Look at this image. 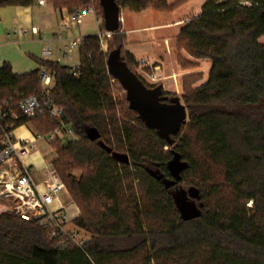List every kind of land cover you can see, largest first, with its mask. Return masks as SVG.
Returning <instances> with one entry per match:
<instances>
[{"label":"trees","instance_id":"16d2710c","mask_svg":"<svg viewBox=\"0 0 264 264\" xmlns=\"http://www.w3.org/2000/svg\"><path fill=\"white\" fill-rule=\"evenodd\" d=\"M36 1L0 0V7H29ZM44 1L69 15L86 13L90 5V0ZM114 2L119 14L173 10L159 0ZM260 39L264 0H206L200 14L180 28L176 41L210 68L204 84L183 88L187 118L169 142L129 110L125 93L114 97V85L124 89L108 73L109 55L118 50L130 71L136 64L124 52L120 26L105 40L113 47L107 52L97 35L82 39L77 76L72 68L40 60L39 68L54 76L51 98L77 139L50 144L55 149L51 166L79 211L75 230L88 239L82 249L60 248L34 223L1 214L0 264H264ZM37 71L16 75L8 64L0 67V104L18 117L3 124H13V130L30 124L36 134L47 136L58 127L56 120L42 109L33 119L18 111L23 97L38 94ZM162 98L169 103L178 97L163 93ZM1 138L0 130V149ZM174 160L183 166L176 176L169 167ZM182 183L197 192L198 214L189 219L181 217L172 195L184 189Z\"/></svg>","mask_w":264,"mask_h":264},{"label":"crops","instance_id":"0c3cea01","mask_svg":"<svg viewBox=\"0 0 264 264\" xmlns=\"http://www.w3.org/2000/svg\"><path fill=\"white\" fill-rule=\"evenodd\" d=\"M202 1L204 3L206 0ZM163 13L174 15V18L170 21H159L161 17L159 14ZM68 16L65 10H55L45 2L42 5L35 4L29 7H0V67L8 64L14 74L24 75L38 70L40 60L56 62L60 65H62L61 60L72 63L71 56L69 59L62 57L65 48L71 42L82 41L85 37L96 35V28L99 31L100 21L94 13L86 12L81 24L71 25L58 41L59 27L67 21ZM146 16L154 18V22L140 24ZM184 17L183 15L179 17L177 11L170 13L151 9L139 13L121 11L119 26L120 33L125 37L124 52L133 58V53H135L139 56V60L147 61L148 65L153 64L154 68H158L161 73L166 72L169 67L171 68L172 52L170 50L174 47L173 42L179 34V25ZM21 30H26V33L19 34L18 31ZM138 44H142V48L133 51L131 48L139 46ZM53 46H55L54 50ZM47 48L51 51V55L49 58H44L43 51ZM75 50L77 51L76 65L62 66L73 68L78 65V48ZM134 60L139 61L135 58ZM28 125L32 131L26 128ZM13 134L16 141H21L26 138L33 139L36 132L30 124H26L14 129ZM48 146L51 147V145ZM34 155L35 153L23 159L25 165L33 168L32 179L35 173L33 163L37 158ZM43 181V175L38 184L33 179L39 190L42 189ZM60 205L67 209L73 219L77 217L76 206L69 201L67 193L60 197Z\"/></svg>","mask_w":264,"mask_h":264},{"label":"built area","instance_id":"2783aa9c","mask_svg":"<svg viewBox=\"0 0 264 264\" xmlns=\"http://www.w3.org/2000/svg\"><path fill=\"white\" fill-rule=\"evenodd\" d=\"M43 0H37V5H42ZM88 12L93 13L90 9ZM85 12H76L68 16L57 33V40L66 33L71 25H80ZM19 34L26 30L18 31ZM112 33L98 31L97 37L100 45L111 37ZM81 40L71 42L62 53L64 59H69L72 50L79 48ZM51 51L47 48L43 51V57L49 58ZM140 64H145L140 61ZM76 67L71 74L77 76ZM157 69V68H154ZM150 81H155V74H146ZM39 83L38 94L23 97L18 104L19 114L27 119H33L42 109L50 119L56 120L58 127L47 136L36 134L33 139L16 141L13 134V124L4 125L7 118L17 120L13 111L0 104V130L2 133L0 149V215L8 214L27 222H32L38 228L46 231L48 235L57 241L60 248L75 246L82 249L87 239L79 236L77 231L68 230L73 226L74 219L68 214L67 209L61 207L60 197L66 194L65 187L55 174L51 164H47L43 170L44 181L42 189L35 185L32 179L33 168L23 163V159L36 153L38 142L44 141L50 145L54 141L68 143L76 140L71 128L62 121V109L51 98L54 87V76L47 69L39 68L37 71ZM57 206V207H56ZM74 206V205H73ZM75 208V207H74ZM76 209V208H75Z\"/></svg>","mask_w":264,"mask_h":264},{"label":"rangeland","instance_id":"374dc122","mask_svg":"<svg viewBox=\"0 0 264 264\" xmlns=\"http://www.w3.org/2000/svg\"><path fill=\"white\" fill-rule=\"evenodd\" d=\"M44 1V0H43ZM45 2V1H44ZM167 7H173V10L171 12L177 11V14L179 17L183 15V20L181 21V25H179V28L184 26L188 21H190L193 18H196L200 12L201 7L204 4L202 0H159L158 5H163ZM92 9L95 16L99 19V21L102 23L101 18V12L99 9L98 0H90V5L88 7V10ZM87 10V12H88ZM170 13V12H169ZM152 14V13H150ZM158 15L157 13H154ZM160 19L159 21H170L174 18V15L163 13L159 14ZM154 18L152 17H145L141 20L140 24H151L154 22ZM96 31L98 33V29L96 28ZM180 31V29H179ZM96 33V35H97ZM102 33V32H101ZM147 36L149 34H146ZM178 36V35H177ZM177 38V37H176ZM259 42L261 44H264V39H260ZM174 47H171L172 49L170 52H172L171 57V68L167 69L166 72H159V69H154L153 64H149L147 61H144L145 64H140V61L138 58L139 56L133 53L134 58L136 60V64L131 67V71L144 82V85L148 87H161L164 93L169 94V96H176L179 98L181 104H183L182 101V93L183 88L188 87L191 89H195L202 84H204L207 80L210 63L206 60H195L191 58L184 49V43L182 41L177 42L176 39L174 40ZM139 46H133L131 48L133 51L139 50L142 48V44H138ZM101 48L104 52H107L111 49H113L112 45L108 46L104 42L101 45ZM109 48V49H108ZM55 49V46H53V50ZM130 49V50H131ZM71 58H73V62L70 63L68 61L61 60L60 63L62 65H68L73 66L77 63V51L74 49L70 53ZM146 74H155V81H150ZM185 91V90H184ZM113 93L114 97L117 100V98H121L124 96V92L121 90L119 86L114 85L113 86ZM184 105V104H183ZM28 130H31V127L28 125L26 127ZM32 131V130H31ZM77 140V139H76ZM179 139H176L175 143L178 144ZM63 144V143H62ZM65 145V143H64ZM37 152L34 156H36V161L33 163L34 165V181L38 184L41 180V175H43L42 171L45 169L46 163H50L55 158V149L54 147H50L46 145V143L40 142L36 146ZM165 151L170 150L167 148H164ZM184 189H175L172 193L174 203L183 219H188L196 216L198 214V204H197V192L194 189H188L190 186H188L186 183H182L180 185ZM77 216L79 214V211L76 207ZM68 230H75L74 226L69 225ZM79 236L88 239L84 233L78 232Z\"/></svg>","mask_w":264,"mask_h":264},{"label":"water","instance_id":"95a60500","mask_svg":"<svg viewBox=\"0 0 264 264\" xmlns=\"http://www.w3.org/2000/svg\"><path fill=\"white\" fill-rule=\"evenodd\" d=\"M99 3L105 31L116 32L119 28L118 6L114 0H99ZM107 68L108 73L121 83L129 110L137 114L146 128L154 130L159 138L168 142L172 136L179 133L187 118L186 108L179 98H173L169 103L162 102L164 93L162 88L159 86L147 88L121 60L118 50L109 55ZM169 167L176 176L183 166L174 160Z\"/></svg>","mask_w":264,"mask_h":264},{"label":"flooded vegetation","instance_id":"af4514ba","mask_svg":"<svg viewBox=\"0 0 264 264\" xmlns=\"http://www.w3.org/2000/svg\"><path fill=\"white\" fill-rule=\"evenodd\" d=\"M165 103V102H164Z\"/></svg>","mask_w":264,"mask_h":264}]
</instances>
